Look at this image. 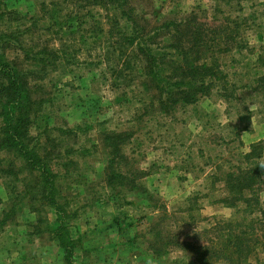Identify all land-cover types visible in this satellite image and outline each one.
Masks as SVG:
<instances>
[{"label": "rangeland", "instance_id": "1", "mask_svg": "<svg viewBox=\"0 0 264 264\" xmlns=\"http://www.w3.org/2000/svg\"><path fill=\"white\" fill-rule=\"evenodd\" d=\"M88 1L0 0L2 52L45 100L40 142L75 162L53 166L76 214L64 226L73 263L198 264L186 244L218 251L241 236L246 264H264V0ZM191 17L220 30L207 61L222 74L198 103L174 104L127 40L147 30L141 40L166 51L172 23ZM162 68L175 83L173 65ZM113 142L122 150L111 164ZM245 173L254 183L240 184ZM16 198L0 180V264H68L53 208Z\"/></svg>", "mask_w": 264, "mask_h": 264}, {"label": "trees", "instance_id": "2", "mask_svg": "<svg viewBox=\"0 0 264 264\" xmlns=\"http://www.w3.org/2000/svg\"><path fill=\"white\" fill-rule=\"evenodd\" d=\"M93 1L92 5L104 2V0ZM115 1L121 7L129 5V0ZM2 15L0 9V21ZM122 16L129 21L139 22V18L133 15L132 11H124ZM196 20L195 17H191L185 21L186 25L172 23L173 29L168 30V33L172 34L170 38L172 44L165 47L166 51L162 50L157 54L153 53L152 43L143 42L140 38V35L147 30L144 32L132 30V38L127 40L130 46H136L140 53H144L151 59L149 70L151 82L156 84L157 88H160V85L163 88L166 87L168 92L165 97L174 104L198 103L201 98L210 94L214 79L218 74H222L215 61L213 63L207 61L209 58L214 59V56H209L211 54L208 51L217 41L220 30L208 28ZM163 30L165 29H159L157 32ZM169 57H173L174 62H170ZM167 63L173 65L171 71L175 83L167 82L163 77L166 70L164 72L162 66ZM262 64L264 67L263 61ZM258 79L259 85L255 90L264 93V74ZM29 83V73L20 70L16 63L8 61L0 47V180L7 188H12L13 193H17L16 201L22 202L30 198L44 201L53 208V212L60 217L59 227L55 233L56 238L64 251L67 263L74 264L72 261L74 246L67 237L68 233L64 226L65 221L76 214L70 212L67 203H62L60 200L61 192L57 184L59 176L53 166H59L68 173L74 171L75 162L68 160L62 164L63 156L56 155V152L52 150L53 145L47 146L40 142L38 119L45 100L33 94L34 91ZM113 138L115 141L118 137ZM121 142L123 143V140ZM113 144L115 145L111 148V164L122 150L119 143L113 142ZM253 149L254 155H257L258 151L263 150V145L253 146ZM252 156V154L246 155L248 159ZM111 173L110 179L117 181L125 179L122 174H116L114 169ZM251 182L254 183V178L248 177L245 173L240 184ZM185 246H187L186 249L200 256L198 264H211L210 260L213 258L219 261L216 264H246L251 253L247 248L245 249L241 236H237L231 242H225L218 251L214 245L195 247L186 244ZM179 248L183 250V246Z\"/></svg>", "mask_w": 264, "mask_h": 264}]
</instances>
